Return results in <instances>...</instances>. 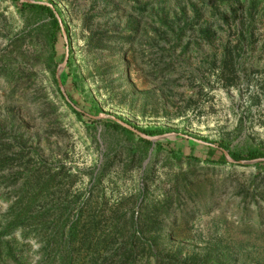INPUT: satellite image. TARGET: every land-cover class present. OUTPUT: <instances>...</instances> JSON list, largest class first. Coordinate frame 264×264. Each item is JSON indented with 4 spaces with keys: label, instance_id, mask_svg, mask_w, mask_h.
I'll return each mask as SVG.
<instances>
[{
    "label": "rangeland",
    "instance_id": "obj_1",
    "mask_svg": "<svg viewBox=\"0 0 264 264\" xmlns=\"http://www.w3.org/2000/svg\"><path fill=\"white\" fill-rule=\"evenodd\" d=\"M50 1L0 0V264H264V172L186 142L264 154V0Z\"/></svg>",
    "mask_w": 264,
    "mask_h": 264
},
{
    "label": "trees",
    "instance_id": "obj_2",
    "mask_svg": "<svg viewBox=\"0 0 264 264\" xmlns=\"http://www.w3.org/2000/svg\"><path fill=\"white\" fill-rule=\"evenodd\" d=\"M46 2L51 4L54 7L55 11L57 12L58 16L61 19L63 29L67 33V31H68L67 29L68 28L66 27V25L64 23V19H63L61 11L56 7V5L52 1L47 0ZM25 6L30 7V8H34V9H39V10H42L44 13H46L47 16L50 19V25L52 26V28L55 31H58V34L62 38V34L60 32V30H61L60 24H59V22L57 20V17L55 16V13H54V11H53V9L51 7L45 6V5L36 4V3H25ZM67 46H68V43L63 45L59 63H61L63 61V59H64L65 48ZM51 49H52V47H51ZM68 59H69V56H68ZM68 65H69V61L67 60L66 66H68ZM59 79H60V83L64 84L63 77H59ZM54 83L57 84L58 89H59V85L57 83V79H54ZM74 105H77V103H74ZM70 108L73 110L74 113L78 114L77 110L72 106V104H71ZM88 112H90L94 116H97L98 114L102 113V111L96 105H92L88 109ZM118 119L122 120L123 122L131 125L135 129H137V130H139V131H141V132H143V133H145L147 135H150V136L160 135V134H163V133L167 132V131H165V130H163L161 128H158V127H145V128L137 127L135 125L130 124L129 122L124 121L121 117H118ZM108 122L109 123H113L114 125L120 127L122 130H124L127 133L133 134L131 131H129L128 129H126V128L122 127V126H120L118 123L114 122L113 120H108ZM139 139L141 141H143L144 143H148V144L151 143L150 141H147V140L142 139L140 137H139ZM176 139H182V138L177 136ZM186 142H187V148H188L189 154H190V159L194 160L195 162L199 161V159H198L199 156H197V155L201 154V155H204V157H205L204 161L207 164L221 165V164L229 163L226 160L225 155L223 153V150H228V148L225 145H222L220 143H215L216 146L215 147H211V146H202L200 144L194 143L193 141H189V140H186ZM159 144L161 146L159 148H161V149H164V150L165 149L166 150H170L171 149L169 142L165 141V142H161ZM180 151H182V149H180ZM229 155L234 160V163H237L239 160H241V158L235 153H229ZM258 158H264V154L260 153L257 150H252V151L249 152V155H247V158H245V159L246 160H253V159H258ZM253 166H254V168L256 169V171L258 173L259 172H264V160H260V161L255 162L253 164ZM144 193H145V190L142 189L141 192H140L142 198H144V195H145Z\"/></svg>",
    "mask_w": 264,
    "mask_h": 264
},
{
    "label": "water",
    "instance_id": "obj_3",
    "mask_svg": "<svg viewBox=\"0 0 264 264\" xmlns=\"http://www.w3.org/2000/svg\"><path fill=\"white\" fill-rule=\"evenodd\" d=\"M22 1H23V0H22ZM25 1H27V2H29V3H36V4H40V5H45V6H49V7H51V8L53 9L54 13H55V16L57 17V20H58L59 24H60V27H61L62 33H63V35L65 36V31H64V29H63L61 19H60V17L58 16L57 12L55 11L54 7H53L51 4H49V3H47V2H42V1H32V0H25ZM67 60H68V51L66 50V52H65V56H64V59H63L62 63L59 64V66H58V70H60V69H62L63 67H65V65H66V63H67ZM56 79H57V83H58V85H59V88H60V90L62 91V86H61V83H60L59 75L56 76ZM63 95H64V93H63ZM75 109H76L77 111H79L77 108H75ZM89 116H90V115H89ZM90 117H91V116H90ZM102 117H108V115H106V114H104V113H100V114H98L97 116H93L92 118H94V119H98V118H102ZM111 119H112L114 122L118 123L120 126L126 128V129H128L129 131H131L132 133L136 134L138 137H140V138H142V139H145V140H147V141H150V142H155V141H157V140H161V139H164V138H166V137H170V136H177V135H180V134H178V133H163V134H160V135L150 136V135H147V134H145V133H143V132H141V131L135 129V128L132 127L131 125H129V124L123 122L122 120H120V119H118V118H116V117H111ZM187 138H190V139H192V140H194V141H196V142H199V143H204V142H202L201 140L194 139V138H191V137H188V136H187ZM204 144H206V145H208V146H211V147H215L213 144H210V143H204ZM223 153H224L225 158H226V160H227L228 162H232V163H234V160L230 157V155H228V153H227L226 151L223 150ZM260 160H264V158H258V159H253V160H241V161H238L237 163H240V164H241V163H255V162L260 161Z\"/></svg>",
    "mask_w": 264,
    "mask_h": 264
}]
</instances>
